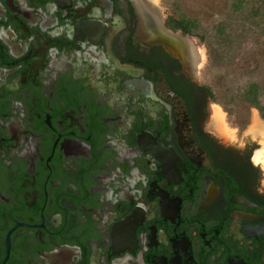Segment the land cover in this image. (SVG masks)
Instances as JSON below:
<instances>
[{
  "label": "flooded vegetation",
  "instance_id": "1",
  "mask_svg": "<svg viewBox=\"0 0 264 264\" xmlns=\"http://www.w3.org/2000/svg\"><path fill=\"white\" fill-rule=\"evenodd\" d=\"M175 19L0 0V264H264V127L225 138Z\"/></svg>",
  "mask_w": 264,
  "mask_h": 264
},
{
  "label": "rangeland",
  "instance_id": "2",
  "mask_svg": "<svg viewBox=\"0 0 264 264\" xmlns=\"http://www.w3.org/2000/svg\"><path fill=\"white\" fill-rule=\"evenodd\" d=\"M155 1L167 16L183 13L200 24V34L206 40H194L200 54L192 48L201 61L198 80L214 93L224 115L225 138L240 142L260 140L256 127H264V121L259 112L247 103L230 100L251 82L259 83L264 93V30L252 24L247 14L235 13L234 0ZM220 24L229 26L236 38L234 44L219 48L223 56L213 52L217 48L215 27Z\"/></svg>",
  "mask_w": 264,
  "mask_h": 264
},
{
  "label": "trees",
  "instance_id": "3",
  "mask_svg": "<svg viewBox=\"0 0 264 264\" xmlns=\"http://www.w3.org/2000/svg\"><path fill=\"white\" fill-rule=\"evenodd\" d=\"M233 10L235 13H243L249 16V20L255 26L262 28L264 30V0H234ZM177 19L173 22L175 24L176 29L181 30L185 34H190L192 36L199 37V39L206 40L200 34V24L198 21L187 17L183 13H178ZM215 44H217V48L213 49L215 55L223 56V52L221 49L226 45H232L236 41V38L229 32V26L225 24H220L215 27ZM203 41V42H204ZM217 41V42H216ZM213 44V45H215ZM215 48V47H213ZM210 94L214 96V93L210 88H208ZM215 97V96H214ZM264 93L263 88L259 83L251 82L249 83L244 90H242L239 94L235 95L230 102H244L247 103L250 107L255 108L260 117L264 120Z\"/></svg>",
  "mask_w": 264,
  "mask_h": 264
},
{
  "label": "water",
  "instance_id": "4",
  "mask_svg": "<svg viewBox=\"0 0 264 264\" xmlns=\"http://www.w3.org/2000/svg\"><path fill=\"white\" fill-rule=\"evenodd\" d=\"M167 93L169 95V98L173 102L175 106V116L178 123V127H184L187 131L189 136H191V140L194 138L193 134V125L192 121L189 117L187 106L185 101L182 97H180L178 94L173 92L169 86L166 85Z\"/></svg>",
  "mask_w": 264,
  "mask_h": 264
}]
</instances>
